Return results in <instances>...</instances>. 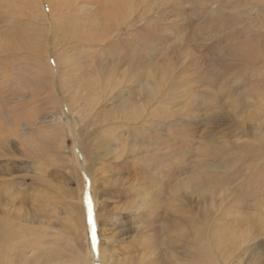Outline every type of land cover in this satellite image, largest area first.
Returning a JSON list of instances; mask_svg holds the SVG:
<instances>
[{"label": "rangeland", "instance_id": "374dc122", "mask_svg": "<svg viewBox=\"0 0 264 264\" xmlns=\"http://www.w3.org/2000/svg\"><path fill=\"white\" fill-rule=\"evenodd\" d=\"M36 2L0 0V264H95L100 252L111 264H264V0H120L109 21L93 0L73 2L65 21ZM99 68L130 81L92 96ZM149 81L154 123L109 133L116 95ZM76 87L107 100L80 125L87 169L56 103L69 109ZM100 132L134 152L105 149ZM149 176L158 197L132 191Z\"/></svg>", "mask_w": 264, "mask_h": 264}, {"label": "bare ground", "instance_id": "6f19581e", "mask_svg": "<svg viewBox=\"0 0 264 264\" xmlns=\"http://www.w3.org/2000/svg\"><path fill=\"white\" fill-rule=\"evenodd\" d=\"M62 2L60 3V7H57L56 5H55V0H50V3L53 5V8L55 7V8H57V10H59V11H61V12H58L59 13V15H61L60 17H58L59 19H61V20H59V21H65V19H66V17L64 18V17H62V11L63 10H65L66 8H68L69 6H71L72 5V3L74 2H77V0H61ZM90 1V0H89ZM119 1L120 0H93V2L94 3H97V4H99L101 7H100V9H98V10H100L97 14H98V16H102L103 17V15L106 17V20L107 21H109V18H110V15H111V11H110V9L115 5V4H117V3H119ZM37 2H39V3H37ZM37 4H40V0H37ZM46 2V1H45ZM96 5V4H95ZM79 6V5H78ZM52 7V6H51ZM74 9V8H73ZM96 9V8H95ZM94 9V11H96ZM41 10V9H40ZM55 10V9H54ZM92 10V9H91ZM56 11V10H55ZM127 12L125 9H123V11L122 12ZM125 12L124 13H122V14H125ZM91 13V12H90ZM52 14V13H51ZM54 15V14H53ZM79 15V14H78ZM90 15V14H89ZM57 16H58V14H57ZM97 16V15H96ZM96 16H94V17H96ZM98 16H97V18H98ZM105 17H103V19L105 18ZM122 18H123V15L121 16ZM120 17V18H121ZM97 18H95L96 19V21L98 20ZM119 18V19H120ZM95 19L93 20V21H88V23H87V25H88V27L91 25V24H98L96 21H95ZM102 19V20H103ZM117 20V21H120V20ZM105 20V19H104ZM100 21V20H99ZM107 21L106 22H104L106 25H107ZM102 22V21H101ZM66 23V22H65ZM120 23V22H119ZM86 24H84L83 25V27H81V28H79L78 30H70V32L69 33H71L72 34V37H82L81 35H80V32L79 31H82V30H85L86 29V26H87ZM60 28H61V26H60ZM68 33V34H69ZM76 33H79V35H77V36H75V34ZM88 33V32H87ZM92 33V35H89V39H92V40H103V38L101 37V36H99L98 38H96V39H94L93 38V36H94V34H93V32H91ZM71 34H69V35H71ZM85 35H86V33H85ZM71 37V38H72ZM88 36H86L85 38H87ZM138 38V37H137ZM65 39V38H64ZM64 39H61V41L62 40H64ZM73 39L74 38H72L71 40L73 41ZM69 40V39H68ZM70 40V41H71ZM81 40H82V38H81ZM80 39H79V41H81ZM87 40H88V38H87ZM65 41V40H64ZM104 41H105V39H104ZM136 41H138V40H136ZM89 43V42H88ZM92 44V43H91ZM125 50H127V47H126V49ZM125 50H123V52L125 51ZM51 52V51H50ZM121 53H122V51H121ZM124 53H126V52H124ZM259 52L258 51H254L253 52V54H258ZM133 54H135V52L133 53ZM139 54V53H138ZM185 54V53H184ZM49 55V54H48ZM121 55V54H120ZM122 55H123V53H122ZM136 55V54H135ZM140 55V54H139ZM176 55V54H175ZM261 55V54H260ZM51 56V55H50ZM59 56H61V55H59ZM57 58H58V54H57ZM61 58V57H60ZM56 59V58H55ZM48 60H50V57L48 58ZM62 60V59H61ZM52 61V60H51ZM176 61V60H175ZM48 62V61H47ZM57 64H59L58 63V59H57ZM63 62H67V59H66V61L64 60ZM47 64H49V63H47ZM52 65V64H51ZM55 65V64H54ZM63 67H64V65H62ZM51 67V66H50ZM47 68V67H46ZM49 68V67H48ZM105 68H106V66H105ZM100 70H98L99 72H101V79H99V78H97V77H95V76H93V79H88L89 81H87L88 83H87V87L89 88V90H90V92L92 91V96H98V94H100V95H102V96H106V95H109V93H112V95L114 94L113 92H114V89L115 88H117L118 87V83H120V82H123V85L125 84V81H130V77H129V74L127 73V71L125 72V71H123V72H119V71H115L113 74H112V76H111V73H110V70L108 71L107 69H106V71H108V72H105L104 70V68L101 70V68H99ZM53 70V71H52ZM52 72H54V69L52 68ZM95 70V69H94ZM97 70V69H96ZM56 71V70H55ZM90 71V70H89ZM91 71H93V70H91ZM47 72V71H46ZM106 73V74H104V73ZM95 73V72H94ZM115 76H118V78L116 77L115 78ZM107 77V78H106ZM127 77V78H126ZM89 78V77H88ZM57 85V84H56ZM158 85V84H157ZM156 83H155V81H149L147 84H146V86H144L143 88H141L140 89V92L137 94V92H135V90H132V89H128V90H126L125 92L124 91H121L119 94H117L116 95V97H118V101H114L113 100V103H115L114 104V107H117V106H123L121 109H120V111L119 112H117L116 110H115V114L113 115V116H110V117H108V118H105L104 120H103V123H105V125H104V127H111L109 130H108V132L110 133V132H112V133H116L117 131H115V129H118L117 128V124L118 123H120V122H124V121H138V122H141V123H147V124H152V123H154V122H148L149 120H148V117H153L154 116V112L153 111H156L155 109H153L152 108V106H153V104H155V99H153V96L155 95V89H156ZM55 88V87H54ZM151 88L154 90V92H152L151 91ZM158 88V87H157ZM61 90V89H60ZM99 91V92H98ZM74 95L72 96V97H66V96H64L65 97V99H66V101L69 103V109L67 108V105L65 104V102H64V100H63V98L61 97V95H60V98H59V100L56 102L57 103V105L61 108V105L62 104H64V108H65V112H67V110H70V113H69V111H68V114H66L68 117H70V119H67V126L69 127V129H70V131H71V133H72V136H73V140L75 141V142H77V138H79V141L77 142L78 143V145H77V152H79L78 153V157H76L77 158V160H78V162H80L81 163V168L82 169H84L83 167H85V169H87V164H86V158H85V153L84 152H87L86 150H83V146H82V140H83V134H85L84 133V130L82 129V127L80 128V125L82 124V122H83V119L87 116V114L88 113H90V115H91V117H98V116H100V114L101 113H99V109H100V104L101 103H106V97H104V98H102L103 100L102 101H100V100H97V101H95V102H93V101H89L88 99H85L84 98V96H85V94H84V96H83V94L82 93H78V88L76 87L73 91H71ZM90 92H89V94H90ZM68 95H69V93H67ZM157 94V93H156ZM63 95H65V94H63ZM72 95V94H71ZM111 95V94H110ZM109 95V96H110ZM81 96H83V97H81ZM84 98V99H83ZM95 98V97H94ZM94 98H93V100H94ZM98 98V97H97ZM110 98V97H109ZM112 99V98H111ZM83 100H86L87 102H86V104H87V108L86 109H80L79 111L81 112V121L80 122H78L75 118V112L76 111H74V105H76L77 103H79V102H81V101H83ZM109 100V99H108ZM143 100L145 101V103H143ZM99 101V102H98ZM131 103H132V105H131ZM111 104H112V102H111ZM155 106V105H154ZM153 106V107H154ZM151 108L153 109V110H151ZM112 110L111 109H109L108 110V112H111ZM77 113V112H76ZM155 120V119H154ZM160 122V121H159ZM161 123V122H160ZM159 123V124H160ZM153 125H155V124H153ZM156 126V125H155ZM163 127V126H162ZM149 129L150 130H152L153 131V127L152 126H150L149 127ZM75 132H77V135H73V133H75ZM100 134L102 135V139H100V137L99 136H95V138H96V140H97V137H99V140H98V144L100 143V145H102V147H104L105 149H116L118 146L119 147H125V152L126 151H131V152H134V149H132L131 147H130V145H129V143L126 141L127 139H125L123 136V139H120V140H115V139H113V138H111V137H109V136H107L106 134H103V133H101L100 132ZM117 134V133H116ZM141 134H146V132H144V133H141ZM168 134H170V133H168ZM172 136V135H171ZM171 136H170V138H171ZM152 137V136H151ZM153 137H155V136H153ZM118 138V137H117ZM141 140H143L144 141V139H142L141 138ZM152 140V139H151ZM150 140V141H151ZM139 142H141L140 140H139ZM151 142H153V141H151ZM157 143V142H156ZM159 145V144H158ZM99 146V145H98ZM137 147H139L138 149H140V151H139V153L141 152V151H146V150H149L148 148H147V146H144L143 144H137L136 145ZM150 146V145H149ZM91 147V149H95L97 146H90ZM89 147V148H90ZM130 147V148H129ZM149 148H153V146H150ZM154 148H155V146H154ZM97 150V149H96ZM157 150V149H156ZM102 151V150H101ZM81 152L83 153V158H82V156H81ZM128 152V153H129ZM138 152V151H137ZM149 152V151H148ZM150 152H151V150H150ZM154 152V151H153ZM98 153V152H97ZM136 153V152H135ZM138 153V154H139ZM124 152H122V151H120V157H123L124 156ZM141 154V153H140ZM171 154V153H170ZM94 157V156H93ZM103 157V156H102ZM118 157V156H117ZM100 158V157H99ZM149 158V157H148ZM151 158H153V157H151ZM89 159V158H88ZM109 159V158H108ZM113 159V158H112ZM91 160H93V159H90V161ZM95 160H96V158H95ZM101 160V159H100ZM99 159H98V161H100ZM118 160V159H117ZM121 160V159H120ZM149 160V159H148ZM167 161V160H166ZM114 162H117V161H114ZM170 161H167L166 162V164L164 165V167H167L169 164ZM148 163V162H147ZM78 164V163H77ZM79 165V164H78ZM145 169V168H144ZM170 169H172V168H170ZM159 171V170H158ZM154 174V173H153ZM168 174V173H167ZM115 175V174H114ZM155 175V174H154ZM153 175V176H154ZM136 177V176H135ZM150 177V176H149ZM155 177V176H154ZM156 178V177H155ZM137 179H140V183H139V181L137 182V180L135 179V182H137V188H134V186H132L133 187V190L132 191H134V190H136L137 191V189H140L141 190V188L142 187H144L143 188V190H148V191H150V192H152L153 193V195L154 196H156V197H158V195L155 193V189L153 190V188L154 187H157L158 186V182H157V179H154V178H152V177H150V180H152V184H153V186H149V185H146L144 182H143V180L141 181V179H142V177H137ZM159 179H162V178H159ZM163 180V179H162ZM175 180H176V178H175ZM160 182V181H159ZM130 183V182H129ZM134 183V182H133ZM142 184V185H141ZM170 184V183H169ZM129 185V184H128ZM160 185V184H159ZM162 185V184H161ZM160 185V186H161ZM165 185V184H164ZM184 186V185H183ZM131 187V186H130ZM191 188L190 186H189V184H185V188ZM193 187V186H192ZM187 190V189H186ZM191 190V189H190ZM157 191H159V189L157 190ZM188 191V190H187ZM159 194V193H158ZM160 195V194H159ZM152 199H154V198H152ZM3 245H4V247L6 248L5 249V252H7V251H11L12 249H11V244H10V239H8V240H6L4 243H3ZM0 252H1V250H0ZM88 252V251H87ZM89 254L91 255V251L89 252ZM92 256V255H91ZM100 256H101V258L99 259V260H96L95 261V264H111V262L108 260V259H106L105 257H103L102 256V253L100 252Z\"/></svg>", "mask_w": 264, "mask_h": 264}]
</instances>
